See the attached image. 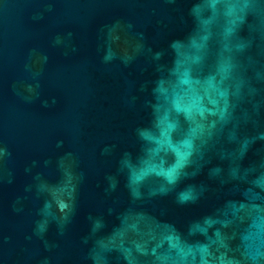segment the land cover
Instances as JSON below:
<instances>
[{
    "label": "clouds",
    "instance_id": "1",
    "mask_svg": "<svg viewBox=\"0 0 264 264\" xmlns=\"http://www.w3.org/2000/svg\"><path fill=\"white\" fill-rule=\"evenodd\" d=\"M165 3L185 8L181 34L165 46L150 42L130 21L116 19L99 29L103 64L118 62L128 69L144 59L138 87L130 83L135 94L128 105L139 103L145 117L133 129L134 146L122 151L115 174L106 176L104 192L111 195L122 186L129 207L87 216L86 259L90 264H264V0ZM45 7L53 9L50 2ZM33 19H43V13ZM72 35H56L53 46L69 47ZM48 61L47 54L30 50L24 70L33 82L13 85L22 100L39 98ZM42 106L50 105L45 100ZM63 144L57 141L56 147ZM12 156L0 141V183ZM39 163L33 160L25 173ZM43 166L54 167L57 176L50 180L37 172L35 183L24 189L34 187L43 201L27 239L36 237L50 251L56 245L46 234L54 225L59 237L65 235L77 215L84 173L71 151ZM6 175L13 183V173ZM211 195L218 206L182 221L154 207L170 200L180 209L196 208ZM26 199L18 196L12 211L23 212ZM108 218L118 221L110 231ZM41 264H50L49 258Z\"/></svg>",
    "mask_w": 264,
    "mask_h": 264
},
{
    "label": "water",
    "instance_id": "2",
    "mask_svg": "<svg viewBox=\"0 0 264 264\" xmlns=\"http://www.w3.org/2000/svg\"><path fill=\"white\" fill-rule=\"evenodd\" d=\"M52 3L51 12L45 4ZM184 5L169 6L165 0H0V141L13 153L5 165V179L0 183V264H41L48 257L50 264H90L86 259L89 245L82 244L88 234L89 214L105 215L109 208L129 207V197L121 188L107 195L106 176L113 175L119 156L134 146L133 129L145 114L137 103L130 108L128 100L135 94L130 83L138 82L145 61L125 69L118 62L103 64L98 52L99 29L116 19L132 22L144 31L150 42L165 46L181 34L180 16ZM37 13L43 19L34 20ZM71 32L69 47L53 46L56 35ZM75 46L76 52L71 51ZM47 54L48 63L39 78L40 96L26 102L16 95L13 85L32 83L24 70L30 50ZM56 103L51 104L52 98ZM47 100L49 107L42 106ZM63 147L57 148V141ZM115 145L110 154L105 147ZM71 151L78 159V171L84 173L77 215L63 237L51 226L46 239L56 247L46 250L41 240L32 235L34 221L42 199L37 198L33 176L42 172L50 180L57 176L54 167L44 168L43 161H55ZM33 160L39 166L31 173L24 169ZM13 173L7 183L6 173ZM27 196L21 213L12 211L18 197ZM215 195L200 207L180 209L170 200L155 202L157 211L182 221L212 211L218 206ZM118 223L108 218V229Z\"/></svg>",
    "mask_w": 264,
    "mask_h": 264
}]
</instances>
